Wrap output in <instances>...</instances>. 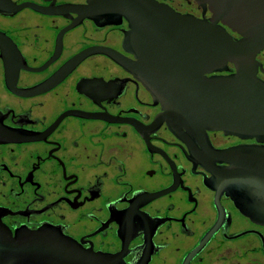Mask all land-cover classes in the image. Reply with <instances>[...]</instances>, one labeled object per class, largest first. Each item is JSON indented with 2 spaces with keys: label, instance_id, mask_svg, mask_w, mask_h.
Segmentation results:
<instances>
[{
  "label": "flooded vegetation",
  "instance_id": "flooded-vegetation-1",
  "mask_svg": "<svg viewBox=\"0 0 264 264\" xmlns=\"http://www.w3.org/2000/svg\"><path fill=\"white\" fill-rule=\"evenodd\" d=\"M157 1L214 23L200 0ZM127 6L0 0V264H32L3 248L38 233L73 243L68 264H264V223L238 206L248 191L219 157L264 141L175 129L141 72ZM255 60L264 80V48Z\"/></svg>",
  "mask_w": 264,
  "mask_h": 264
},
{
  "label": "water",
  "instance_id": "water-1",
  "mask_svg": "<svg viewBox=\"0 0 264 264\" xmlns=\"http://www.w3.org/2000/svg\"><path fill=\"white\" fill-rule=\"evenodd\" d=\"M200 1L213 11L214 23L157 0H129L126 9L134 26L129 38L139 41L145 81L175 129L223 130L264 141V80L257 76L255 64L264 48V0ZM225 25L242 37L235 39ZM229 62H234L235 73L208 75L230 70ZM219 157L232 164L222 173L227 183L248 191L238 206L264 223V145H241L220 151ZM26 240L18 238L10 249H3L28 256L32 264L31 256L49 257L45 264L59 256L58 264H68L73 246L68 239L58 247L39 233Z\"/></svg>",
  "mask_w": 264,
  "mask_h": 264
}]
</instances>
